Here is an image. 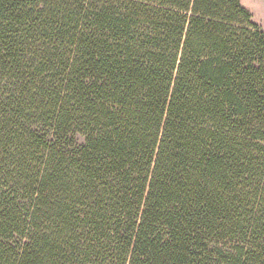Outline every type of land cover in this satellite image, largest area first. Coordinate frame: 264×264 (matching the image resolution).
Instances as JSON below:
<instances>
[{
  "label": "trees",
  "instance_id": "1",
  "mask_svg": "<svg viewBox=\"0 0 264 264\" xmlns=\"http://www.w3.org/2000/svg\"><path fill=\"white\" fill-rule=\"evenodd\" d=\"M0 264H264L241 0H0Z\"/></svg>",
  "mask_w": 264,
  "mask_h": 264
},
{
  "label": "rangeland",
  "instance_id": "2",
  "mask_svg": "<svg viewBox=\"0 0 264 264\" xmlns=\"http://www.w3.org/2000/svg\"><path fill=\"white\" fill-rule=\"evenodd\" d=\"M241 5L252 17V22L264 31V0H241Z\"/></svg>",
  "mask_w": 264,
  "mask_h": 264
}]
</instances>
